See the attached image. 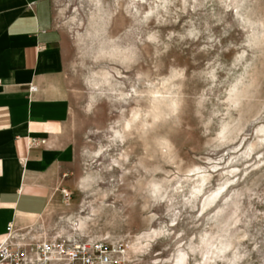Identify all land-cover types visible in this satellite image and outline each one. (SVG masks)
I'll list each match as a JSON object with an SVG mask.
<instances>
[{
    "label": "rangeland",
    "instance_id": "obj_1",
    "mask_svg": "<svg viewBox=\"0 0 264 264\" xmlns=\"http://www.w3.org/2000/svg\"><path fill=\"white\" fill-rule=\"evenodd\" d=\"M50 2L73 157L38 222L152 233L128 264H264V0Z\"/></svg>",
    "mask_w": 264,
    "mask_h": 264
},
{
    "label": "crops",
    "instance_id": "obj_2",
    "mask_svg": "<svg viewBox=\"0 0 264 264\" xmlns=\"http://www.w3.org/2000/svg\"><path fill=\"white\" fill-rule=\"evenodd\" d=\"M67 54L50 0H0V234L38 221L72 160Z\"/></svg>",
    "mask_w": 264,
    "mask_h": 264
},
{
    "label": "built area",
    "instance_id": "obj_3",
    "mask_svg": "<svg viewBox=\"0 0 264 264\" xmlns=\"http://www.w3.org/2000/svg\"><path fill=\"white\" fill-rule=\"evenodd\" d=\"M0 264H128V258L121 244L106 238L51 234L38 221L9 222L0 234Z\"/></svg>",
    "mask_w": 264,
    "mask_h": 264
},
{
    "label": "bare ground",
    "instance_id": "obj_4",
    "mask_svg": "<svg viewBox=\"0 0 264 264\" xmlns=\"http://www.w3.org/2000/svg\"><path fill=\"white\" fill-rule=\"evenodd\" d=\"M137 116V115H136ZM126 124H127V122H126ZM125 124V125H126ZM129 125H126V127H128ZM89 175H85V176H83L82 178H81V181H80V185H81V187L82 188H86L88 185H89V178L90 177H88ZM204 180V179H203ZM198 183V182H197ZM155 187H157L156 186V184H155ZM209 200V199H208ZM209 202V201H208ZM89 218V217H88ZM86 217H83V216H79L78 217V221L76 222V223H73L74 224V231L75 232H78L79 234H81V233H83V232H85V221H86ZM69 221H70V219H69ZM76 221V220H75ZM73 234H76V233H73ZM72 234H70V235H66V236H71ZM90 238H93L94 239V237L93 236H89ZM152 237V233H149V232H145V233H142L141 235H139V236H137L134 240H133V242H130V243H128L129 245V251H131V252H136L137 250H139V249H141V247L145 244V243H147L148 242V240L150 239ZM95 238H97V239H100V238H109L108 236H106V237H96L95 236ZM112 242V241H111ZM115 243V242H114ZM124 249V248H123ZM127 250V248L126 249H124V254L127 256V257H129V255H127V253L129 252ZM182 252V251H181ZM180 251H179V258L177 259V260H175V263L174 264H184V255L181 253ZM177 257V256H176Z\"/></svg>",
    "mask_w": 264,
    "mask_h": 264
}]
</instances>
